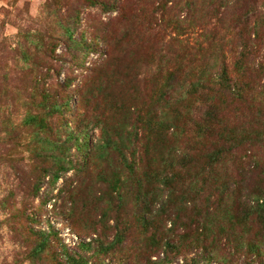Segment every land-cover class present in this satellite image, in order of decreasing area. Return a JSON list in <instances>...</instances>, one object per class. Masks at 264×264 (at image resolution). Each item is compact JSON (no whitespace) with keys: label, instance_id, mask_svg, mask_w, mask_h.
<instances>
[{"label":"rangeland","instance_id":"rangeland-1","mask_svg":"<svg viewBox=\"0 0 264 264\" xmlns=\"http://www.w3.org/2000/svg\"><path fill=\"white\" fill-rule=\"evenodd\" d=\"M106 1L0 0V264H67L69 257L85 259L89 264H158L163 259L169 264L185 261L187 264L207 261L209 264H264L263 216L257 217L245 207L237 206L236 211V204L246 201L252 186L264 177V144L244 145L232 152L229 163L211 170L205 168L203 157L217 149L210 144L215 142L219 147L222 143L209 138L195 144L194 168L173 181V196L168 204L170 219L174 221L171 232L167 231L170 224L165 227L163 218H160L161 230L144 229L137 221L143 208L132 193L121 208L115 207L112 198L114 208L108 215L109 222L99 219L105 203L95 198L105 187L96 176L105 164L99 148L89 152L100 140L98 127L92 122L100 119L105 129L113 132L117 121L134 106L133 92L143 97L139 98L140 102L147 101L160 65L158 60L166 54L157 56L153 46L137 44L142 39L151 41L158 33L166 41L167 35L173 33L171 25L159 26L162 15L156 7L163 0H112L116 2V9L103 13L98 6ZM170 1L167 8L173 5ZM234 1L200 0L204 29L192 28L179 36V40H185L182 43L192 48L189 51L196 55L197 61L190 78L185 76V82L206 80L214 68L221 67L227 69L229 77L238 78L233 68L236 64L248 67L264 64V0ZM69 23H73L72 38L89 45L85 59L72 62L63 56L66 38L62 27ZM107 35L113 37L112 44L119 42L111 52L101 40ZM245 44L256 55L241 57ZM172 47L176 48V44ZM40 74V89L47 93L51 103L61 105L63 112L62 116L55 114L49 119L52 136L63 141L71 131L88 133L85 154L91 159L85 171H77V164L82 160L77 159L72 148L70 158L75 170L61 176L50 192L45 184L36 192L32 184L36 171L50 164L37 157L46 149L38 142L45 135L40 133L41 137H36L35 128L25 123L26 116L35 112L31 98L39 100L34 83ZM239 78L243 82L254 79L248 74ZM253 83L264 84V72ZM102 84L112 89H98ZM257 89V93H247L250 96L245 104L233 106L235 110L230 107L222 116L229 127L252 128L264 137V96L260 97L258 86ZM113 100L123 107L116 110ZM189 117L184 116L179 122L180 129L191 128ZM194 136L187 137V141L194 144ZM100 154L101 159L93 158ZM253 157L260 161V167L248 181L235 186L232 182L238 178L239 170L246 168ZM111 159L112 166L120 160L115 154ZM249 171L244 169L241 178ZM73 200L76 209H72ZM233 203V212L241 211L237 217L243 216L245 228L240 226L230 233L226 229L234 225L227 219L225 210ZM210 212L211 235L205 231L203 222L204 215ZM118 219L120 228H124L122 245L107 255H95L100 245L108 244L113 237L112 230L102 229L112 227ZM153 235L156 240H151ZM215 235L219 236L212 242ZM41 236L46 238L47 245L43 253L35 256L33 249ZM197 237L199 241H195ZM153 241L160 247L151 256L146 253L155 248ZM164 242L171 245L181 242L187 248L177 254L174 249H167ZM195 242L215 245L217 257L209 261L204 252L192 250Z\"/></svg>","mask_w":264,"mask_h":264},{"label":"trees","instance_id":"trees-1","mask_svg":"<svg viewBox=\"0 0 264 264\" xmlns=\"http://www.w3.org/2000/svg\"><path fill=\"white\" fill-rule=\"evenodd\" d=\"M224 1L227 2V0ZM237 1L235 0L234 2ZM170 2V0H163V2L157 5L156 9L162 15L159 20V26L163 24L164 28H167L168 25H171L173 33L167 35L168 39L166 41H162L161 38L164 36L158 33L152 37L151 41L147 42V40L142 39L137 44L139 47H145L146 44L153 46L155 51H157V56L163 53L166 54L158 60V63L162 64L163 67L160 68L159 65L157 68L155 79L151 82L149 98L145 99L147 101H144V103L140 102L139 98L143 97L137 91L133 92L135 94L132 98L134 106L132 109H128L123 114V117L117 121L113 132L105 129L102 120L97 119L93 121V125L95 124L98 127L100 140L97 141L96 145H92L89 148V152H93L97 148L103 152V162L106 168L100 170L96 176L106 190H102L95 198L105 203V207L100 211L101 215L99 219H106L109 222L108 215L114 208L112 198L113 200L115 199V207L121 208L123 207V202L132 193L136 197L135 200L143 208L141 214L137 217L138 223L144 229L149 227L156 232L162 229L163 224H165V227L167 224H170V228L167 229L168 232H171L172 226H174V221L170 219L171 214L168 209L170 198L173 196V185L175 183L173 181L180 174L194 168V164H196L195 157L193 156L195 144L209 138L222 143L219 147H217L218 144H215V142L213 145L210 144L212 141L209 143L212 148H217L215 150L212 149V152L207 153L203 157L205 159L204 163H206L205 168L209 170L217 165L229 163L232 160V152L243 148L244 145L254 146L264 144V137L261 132L252 128H242L241 126L229 127V124L224 119L225 116H222L230 107L237 104H245L247 97L250 96L247 93H257V86L260 90L259 96H264V84L253 83L255 78L264 72V64L260 63L254 66L250 63L251 66L249 65V67L243 66V64L241 66L236 64L233 67L236 69L239 77L248 74L254 78L247 82L241 81L239 77H229V73L224 67L214 68L206 80L185 82V76L190 78L192 71L195 70L193 64L197 61L196 55L189 51L192 48L182 43L185 40H179V36L181 34L183 36V34H186L192 28L204 29L205 22L203 14H201L202 7L198 5L200 0H172L173 5L167 8ZM95 5H97L96 1ZM227 5L228 3L225 4V6ZM98 7L103 13H109L114 11L117 6L115 1L108 0L100 3ZM171 12H173L174 17L171 16ZM167 14L168 16L164 19V15ZM72 24L69 23L62 27L64 37L66 38L62 53L64 58H68L74 62V60L86 58V55L89 54V45H85L82 41L72 38L73 36L70 32ZM101 40L110 52L111 48H117L119 45L118 41L115 45L114 43L112 44L111 41L114 39L108 35ZM172 44H176V48L172 47ZM240 55L241 57L248 58L250 55L256 54L249 52L247 44H245L244 48L241 49ZM187 56L190 58L188 59ZM201 74L205 76L204 73ZM134 81L137 82V79L135 78ZM34 84L39 100L37 102L35 98H31V105L34 107L33 111L35 110V112L29 113L26 116L25 123L35 128L34 135L36 137H41L40 133L45 135L38 142L46 149H43L42 153H38L37 157L41 160L43 158L50 164L48 167L36 171L32 184L36 192L44 184L47 186V191L50 192L61 176L75 170V165L70 158L72 148L75 149L77 159L81 158L82 160V163L78 162L76 170L85 171L86 165L88 166V162L91 160L90 156L85 154L88 133L80 131L77 134L71 131L67 133V139L63 141L59 139L55 140V137L52 136L53 129L49 127L48 123L49 119L55 114L63 115L61 105L51 103L47 93L40 89L42 87V74L35 78ZM102 86L103 84L98 89ZM107 89L111 90L112 86L102 87V91ZM113 104L116 110L118 107H123L122 105H118L114 100ZM233 109L235 110L234 107ZM187 115H191L188 119L191 123V128L189 129L187 126H184L180 129L179 122ZM132 117H134V120ZM87 128L85 129L86 132ZM194 134V141H192L194 144H192L190 141H187V137ZM169 141L173 143V146L170 145ZM204 146L205 144L201 146V149ZM136 148H139L137 152ZM114 154L120 159L116 166L111 165V158ZM100 156L102 155L93 156V158L101 159ZM247 159L250 158L247 157ZM249 162L250 164H247L246 168L250 171L241 178L243 170L246 169L243 168L242 170L241 168L238 178L232 182L235 186L239 187L242 185L240 183L248 181L250 176L255 174L256 169L260 167V161L255 157ZM238 201H236L235 197V202ZM71 203L73 204L72 209H76L77 204L75 201L73 200ZM237 206L245 207V210L248 208L247 211L253 212L257 217L263 216L262 221L264 223V177L260 178L252 186L246 201L236 204V211L238 210ZM233 208L234 203L229 210L228 207L225 210L227 219L234 225L230 226V229H226L228 232H235L236 228L240 226L245 228L243 216L237 217L241 211L233 212ZM160 218H163V224ZM123 220L124 218H122ZM210 221H213L212 212L206 213L203 217L206 227L205 231H209L211 235L213 231L211 224H209ZM114 222L115 224L112 227H107L106 229L102 227L104 231L108 229L112 230L113 237L108 244L100 245L95 255H107L109 252L115 250L116 247L122 245L124 241V228H120L119 219ZM90 228L93 229V227ZM226 230L224 231L227 232ZM227 235L231 238L230 234ZM218 236L215 235L212 242ZM150 239L148 238L147 241L151 242ZM151 240H156V235H153ZM199 240L200 238L198 237L195 239V241ZM158 242L161 241L158 240ZM46 245V238L41 236L40 243L33 249V254L37 256L43 253ZM154 245L155 248L147 251L146 254L152 256V253L160 247L155 242L153 243ZM164 246L167 249H174L177 254H181L184 248H187L181 242L177 245L164 242ZM212 246L202 245L197 242L191 245L192 250L197 249L204 252L205 258L209 261L211 257H217L218 249L215 245L214 247ZM81 247L88 249L89 245H81ZM67 261V264H89L88 261L82 258L74 259L69 257ZM147 261L150 262V259L148 258ZM158 264L169 263L163 259ZM182 264H187V262L185 261ZM204 264L209 263L207 261Z\"/></svg>","mask_w":264,"mask_h":264}]
</instances>
